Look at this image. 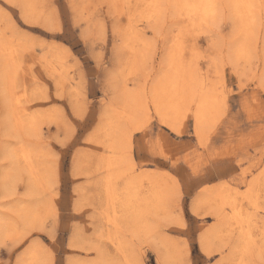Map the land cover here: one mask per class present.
Here are the masks:
<instances>
[{
  "label": "rangeland",
  "instance_id": "1",
  "mask_svg": "<svg viewBox=\"0 0 264 264\" xmlns=\"http://www.w3.org/2000/svg\"><path fill=\"white\" fill-rule=\"evenodd\" d=\"M179 1L0 0V264H264V0Z\"/></svg>",
  "mask_w": 264,
  "mask_h": 264
},
{
  "label": "bare ground",
  "instance_id": "2",
  "mask_svg": "<svg viewBox=\"0 0 264 264\" xmlns=\"http://www.w3.org/2000/svg\"><path fill=\"white\" fill-rule=\"evenodd\" d=\"M114 1V0H113ZM177 1V0H176ZM214 1V0H213ZM240 1V0H239ZM242 1V0H241ZM254 0H252V1H250L251 3L253 2ZM180 2V1H179ZM178 2V3H179ZM114 3V2H113ZM250 3V4H251ZM254 3V2H253ZM123 4V3H122ZM185 5V9L183 10V11H186V13H185V18L187 19V21L190 23V25L191 24H193V23H195L197 20H198V18H199V16H201L203 19H205V18H207V17H209L210 15H212V14H214V12H213V8H212V6H213V4H212V2L210 1H208V0H185V1H181L180 2V6H182V5ZM233 4V3H232ZM235 4H236V2H235ZM252 5H254V4H252ZM254 6H256V5H254ZM246 3L245 2H243L242 1V3H238L237 5H236V10H237V12H244L245 10H246ZM135 8V7H134ZM214 9H216V8H214ZM135 10V9H134ZM217 11V10H216ZM133 12V11H132ZM134 13H135V11H134ZM220 13V12H219ZM253 16H255V15H253ZM200 17V18H201ZM256 18V17H255ZM240 19V18H239ZM254 19V18H253ZM245 20V19H244ZM217 21V20H216ZM203 29H204V27H203ZM195 32V31H194ZM248 33H250L249 32V30H248ZM246 34V33H245ZM247 35V34H246ZM9 38V37H8ZM12 40V39H11ZM136 42H137V40H136ZM17 43V42H16ZM177 44V45H176ZM181 44V43H180ZM14 44H12V46H13ZM11 46V47H12ZM177 46H179V43H175V41H172V49H179ZM184 46V45H183ZM21 48V47H20ZM19 47H17V49H20ZM185 48H186V46H185ZM8 53L7 52V49H6V47L5 46H2L1 48H0V54H4L5 56H6V53ZM16 52V51H15ZM14 52V53H15ZM18 53V52H17ZM128 53H130V52H128ZM9 54V53H8ZM8 54H7V56H8ZM248 54V53H247ZM3 55V56H4ZM189 56V55H188ZM190 57H192V56H190ZM136 58V57H135ZM186 58V57H185ZM41 60V59H40ZM187 60H188V58H187ZM171 61V60H170ZM9 62V61H8ZM19 62V61H18ZM10 63V62H9ZM8 63V64H9ZM22 63V62H21ZM7 64V65H8ZM6 65V66H7ZM21 65V64H20ZM9 66V65H8ZM8 66L6 67V69L8 68ZM179 66V65H178ZM188 70V69H187ZM52 73V72H51ZM189 74H190V71H189ZM4 75V74H3ZM191 75V74H190ZM184 76H185V74H184ZM4 77V76H3ZM5 80V79H4ZM186 81V78H184V80L182 81L181 80V82L183 83V84H189L187 81ZM178 82H180V80H177L176 81V84L178 83ZM174 89V88H173ZM10 94H11V92H10ZM206 95H207V92L205 93V97L203 96V98H202V101H201V103H202V106L204 107V108H206V106H207V104H210V99H211V97H206ZM158 99H160V98H158ZM174 99V96L172 95V93H169V96H168V100H170V101H172ZM161 100H164V99H160L159 101H158V103H161ZM17 101V100H16ZM19 102V101H18ZM18 104V103H17ZM17 104H15V107L18 109L19 108V104L17 105ZM165 104H166V102L165 103H163L162 105L163 106H165ZM200 106H201V104H200ZM16 114H17V116L15 117L16 118V122L18 123V124H20L21 123V121H20V119L22 118V115L20 114V113H18V112H16ZM32 114V113H31ZM36 114V113H35ZM36 115H34V117H35ZM46 116V115H45ZM112 117V116H111ZM30 117H28V119H29ZM31 119V118H30ZM110 119V118H109ZM114 119V118H113ZM26 122H28V120L26 121ZM30 122V121H29ZM32 122V121H31ZM30 122V123H31ZM29 123V124H30ZM15 124V123H14ZM32 124V123H31ZM11 125H13V124H11ZM110 127V126H109ZM12 128H14V127H12ZM24 129H26V128H24ZM105 129V128H104ZM15 130V129H14ZM27 130V129H26ZM29 130V129H28ZM28 132V131H27ZM109 133H111V132H109ZM113 133V132H112ZM115 142V141H114ZM24 144H22V146H23ZM30 147V146H29ZM27 148V147H26ZM33 148V147H32ZM34 149V148H33ZM29 151H30V149H29ZM30 156V154H28V153H25L24 154V157L25 158H27L28 160L31 158V157H29ZM16 157V156H15ZM23 157V156H22ZM122 161V160H121ZM30 162V161H29ZM40 163V162H39ZM106 166V165H105ZM33 174V173H32ZM110 176V175H109ZM120 177V176H119ZM35 178H37V176L36 177H34V179ZM127 179V178H126ZM136 183V182H135ZM41 184V183H40ZM40 184H39V186H40ZM131 195V194H130ZM135 195V194H134ZM132 198H133V196H132ZM220 198V197H219ZM223 199H219V200H217V202H219V204L221 205L222 203H223V201H224V197H222ZM111 200V199H110ZM129 200V199H128ZM115 201V200H114ZM136 203V202H135ZM120 204V203H119ZM127 205V204H126ZM218 206V205H217ZM218 208V207H217ZM231 210V209H230ZM232 211V210H231ZM239 222H240V220H239ZM244 222V221H243ZM139 230V229H138ZM240 242H244V252L246 253V252H249V240H250V238L249 237H246L245 238V240L243 241V235H241L240 236ZM250 242H251V240H250ZM205 243H206V241H204L203 240V238H201V244H202V246L203 247H205ZM205 249V248H204ZM246 254H248V253H246ZM35 258V257H34ZM168 260V259H167ZM26 261V260H25ZM244 261V260H243Z\"/></svg>",
  "mask_w": 264,
  "mask_h": 264
}]
</instances>
